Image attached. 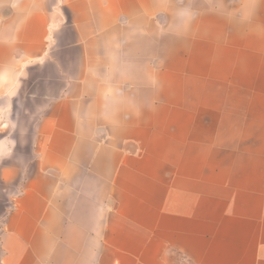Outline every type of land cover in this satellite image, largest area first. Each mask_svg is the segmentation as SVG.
<instances>
[{
    "label": "crops",
    "instance_id": "0c3cea01",
    "mask_svg": "<svg viewBox=\"0 0 264 264\" xmlns=\"http://www.w3.org/2000/svg\"><path fill=\"white\" fill-rule=\"evenodd\" d=\"M0 185V264H264V0H0Z\"/></svg>",
    "mask_w": 264,
    "mask_h": 264
},
{
    "label": "clouds",
    "instance_id": "9594fccd",
    "mask_svg": "<svg viewBox=\"0 0 264 264\" xmlns=\"http://www.w3.org/2000/svg\"><path fill=\"white\" fill-rule=\"evenodd\" d=\"M186 11H188L189 13H191L193 16L195 15V12H194L191 4L189 5L188 9H186Z\"/></svg>",
    "mask_w": 264,
    "mask_h": 264
},
{
    "label": "rangeland",
    "instance_id": "374dc122",
    "mask_svg": "<svg viewBox=\"0 0 264 264\" xmlns=\"http://www.w3.org/2000/svg\"><path fill=\"white\" fill-rule=\"evenodd\" d=\"M2 188H3V186L0 185V191H1L2 193H4V191L2 190ZM9 189H10V188H9ZM9 189H8V187H7L6 190H5V192H6V191L8 192Z\"/></svg>",
    "mask_w": 264,
    "mask_h": 264
}]
</instances>
